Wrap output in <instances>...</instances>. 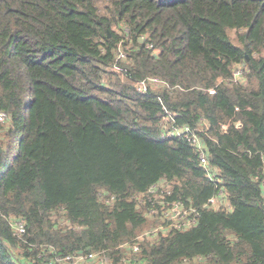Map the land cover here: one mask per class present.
<instances>
[{
  "label": "trees",
  "instance_id": "1",
  "mask_svg": "<svg viewBox=\"0 0 264 264\" xmlns=\"http://www.w3.org/2000/svg\"><path fill=\"white\" fill-rule=\"evenodd\" d=\"M0 111V264H264V0H0ZM162 181L196 224L121 248L161 223L139 196Z\"/></svg>",
  "mask_w": 264,
  "mask_h": 264
},
{
  "label": "built area",
  "instance_id": "2",
  "mask_svg": "<svg viewBox=\"0 0 264 264\" xmlns=\"http://www.w3.org/2000/svg\"><path fill=\"white\" fill-rule=\"evenodd\" d=\"M143 39L145 37H142ZM148 48H152L151 45H147ZM126 58L125 53L121 48L118 49L117 59L124 60ZM117 68V67H116ZM118 69V68H117ZM243 74V65H238L232 73V81L237 83ZM167 86V84L158 79L157 77H148L142 79L135 84L137 92L140 94H147L149 86ZM209 94H214V89L207 90ZM166 111V110H165ZM236 112H239V107L235 108ZM246 111H250V107L246 108ZM167 119H172V116L167 112ZM8 121V115L0 111V123H6ZM230 124H222L220 126L222 131H226ZM235 127H240L241 124L238 121L234 122ZM184 133L187 141L196 148L199 157V163L203 170L205 171L206 178L209 181H216L215 171L209 166L205 146L202 139L194 130H189L188 128L184 129H173L168 135L178 136ZM261 190L264 196V178L261 181ZM164 194L169 195L170 189L167 187L165 181H162L156 185H152L145 195L139 197V201L143 202V197H147L151 208L148 210L147 214L150 217H154L157 214L158 209L156 206L159 205V217L161 223L154 227L153 229L146 230L145 232L139 234L134 242L130 244H123L121 248H128L132 253H137L140 251V244L147 240H156L161 235H166L171 229L176 230H185L196 224L198 212L193 207H185L184 203L181 201H172L168 202L165 200ZM208 205L213 208L226 207L229 208L227 202V195L223 190H220L215 197H212L208 200ZM15 233L17 235H22L25 232V225L21 220H13L11 222ZM31 264H141L140 260L133 257L131 260L121 259L120 261L113 263L107 256L103 253L97 252H87V253H74L68 254L65 256H58L49 259L46 262L40 263L34 261Z\"/></svg>",
  "mask_w": 264,
  "mask_h": 264
},
{
  "label": "rangeland",
  "instance_id": "3",
  "mask_svg": "<svg viewBox=\"0 0 264 264\" xmlns=\"http://www.w3.org/2000/svg\"><path fill=\"white\" fill-rule=\"evenodd\" d=\"M229 36L232 39V41L235 43L236 42V35H235L234 31L230 30ZM154 224L155 223L153 221H151L145 230H149V229H152L153 227H156L157 224L156 225H154ZM183 264H200V263L198 261H195L193 263H183Z\"/></svg>",
  "mask_w": 264,
  "mask_h": 264
}]
</instances>
